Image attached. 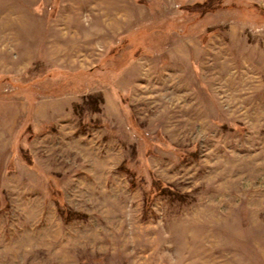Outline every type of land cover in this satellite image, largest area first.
I'll list each match as a JSON object with an SVG mask.
<instances>
[{
	"label": "rangeland",
	"instance_id": "374dc122",
	"mask_svg": "<svg viewBox=\"0 0 264 264\" xmlns=\"http://www.w3.org/2000/svg\"><path fill=\"white\" fill-rule=\"evenodd\" d=\"M207 3L0 0V264H264V0Z\"/></svg>",
	"mask_w": 264,
	"mask_h": 264
},
{
	"label": "trees",
	"instance_id": "16d2710c",
	"mask_svg": "<svg viewBox=\"0 0 264 264\" xmlns=\"http://www.w3.org/2000/svg\"><path fill=\"white\" fill-rule=\"evenodd\" d=\"M214 2V0H209V3L203 5V6H199L198 7V10L197 11H201V12H206L207 9H211L213 6H212V3ZM200 8V9H199Z\"/></svg>",
	"mask_w": 264,
	"mask_h": 264
}]
</instances>
